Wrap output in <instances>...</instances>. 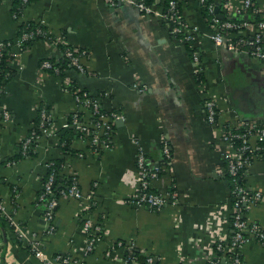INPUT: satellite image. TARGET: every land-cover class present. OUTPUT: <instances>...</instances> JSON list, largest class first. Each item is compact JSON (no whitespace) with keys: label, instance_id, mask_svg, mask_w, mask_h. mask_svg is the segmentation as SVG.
Wrapping results in <instances>:
<instances>
[{"label":"crops","instance_id":"1","mask_svg":"<svg viewBox=\"0 0 264 264\" xmlns=\"http://www.w3.org/2000/svg\"><path fill=\"white\" fill-rule=\"evenodd\" d=\"M255 1L264 5V0ZM12 3L0 1V40L16 41L22 20H39L52 32H64L86 53L84 71L69 67L58 74L42 70L41 62L63 58L59 44L40 37L10 50V75L0 94V195L12 217L41 239V251L33 253L29 243L12 239L10 228L0 229L4 264H63L56 257L68 253L75 259L68 264H124L127 249L119 241H134L155 253L161 264H203L199 257L219 227L227 229L223 219L233 209L227 142L222 127L207 120L205 99L218 100L221 123L264 122V60L215 43L199 0H180L184 18L201 29L195 44L198 62L190 43L175 35L162 16L164 2L148 12L106 0H32L19 19L13 16ZM232 4L240 7L241 0ZM70 83L87 89L103 108L122 112L115 121L113 145L97 154L88 137L75 134L67 136L69 149L64 148L62 133L68 128L63 127L58 134H42L33 152L22 155V140L36 127L41 107L58 127L76 110L92 119L91 108L78 105ZM4 108L9 119L3 117ZM165 140L172 154L168 164L162 151ZM139 144L149 163L165 162L152 185L161 191L174 187L176 204L153 209L129 200L138 186ZM60 158L62 173L77 176L82 192H93L95 203L87 209L83 197H60L54 230L44 233L50 221L44 217L47 203L40 202L39 192L47 162ZM246 183L264 193V155L249 166ZM247 215L264 228V197ZM88 216L102 226L89 251L83 225ZM243 254L246 264H264V239L251 238Z\"/></svg>","mask_w":264,"mask_h":264},{"label":"built area","instance_id":"2","mask_svg":"<svg viewBox=\"0 0 264 264\" xmlns=\"http://www.w3.org/2000/svg\"><path fill=\"white\" fill-rule=\"evenodd\" d=\"M1 1V0H0ZM28 1V0H25ZM110 4L116 5L119 2L130 3L142 11H152L153 5L161 0H106ZM202 5L208 8L210 15L208 19L213 26V31L210 33L211 38L217 44L227 45L231 49L245 51L251 56L264 60V20L258 22H251L249 20H232L223 19L226 14H234L241 10H254L264 11V5L255 0H241L240 7H234L232 0H225L221 7L217 8L215 0H199ZM167 6H164L162 16L167 19L171 25V31L179 36L184 41H188L193 47V59L195 62L199 61L200 49L195 45L201 29L198 24H191L188 22L180 10L178 0H168ZM223 12V16L220 15ZM227 12V13H226ZM34 30V29H33ZM37 33H43L44 37L54 44L66 43L67 46L63 50V54L68 59V63L79 71L85 70L82 58L86 50L79 48L69 42L65 34L53 33L52 31H43L41 27L36 28ZM34 34V31H25L16 39V41L0 40V71L2 69L3 51L6 45H18L23 48L25 39H28ZM55 34V35H53ZM42 70L54 71L59 73L62 70L61 65L57 60L45 58L41 62ZM68 83V82H67ZM71 84V83H70ZM70 84H65L69 89ZM3 89V84L0 83V94ZM74 93L79 106L90 107L93 113L98 115L95 121L87 120L83 115H79V110L73 112L71 117H64L60 127L55 125L53 116L44 106L41 107L39 113V121L35 128H32L30 133H27L22 140L21 150L25 155H29L37 145L42 134L55 135L58 134L61 128L74 127L80 137H88L91 142V149L93 152L99 154L102 150L107 149L113 145L114 125L117 119L123 117L119 110H110L105 112L101 110V103L99 99L93 96L85 88L74 87ZM205 107L207 110V120L216 125L221 126L223 130V139L227 142V150L225 159L227 162V171L233 175L234 186L231 188V197L233 198V209L231 217H224L223 222L227 223L226 228H220L216 231L213 239L208 243L207 251L201 258L203 264H246L243 254V246L251 238L262 241L264 239V228L256 221H250L247 215L248 209L261 201L264 193L260 189L250 188L245 183H237V175L241 170L243 173L248 171L249 166L253 163L254 159L258 156L264 155V122L255 119H237L235 123L220 121V109L218 100L213 97L205 99ZM3 117L10 118V112L4 108ZM239 140V143H237ZM137 153V167H138V186L134 194L129 200L138 205H146L153 209H161L167 204H176L178 202V194L174 189H167L166 191L151 190L150 186L152 180L160 175V163H149L144 147L139 144ZM163 155L166 164L171 163L172 154L169 143L165 140L163 143ZM83 155V152H80ZM54 163L53 160L47 162V172L50 166ZM56 180V172L52 170L43 184V191L39 194L40 201L46 200L47 210L44 217L50 221L45 228L44 233H50L54 230L52 219L54 217V208L59 203V196L51 195ZM60 197L65 195H73L82 198V206L90 208L91 204L95 203V195L93 192L83 193L80 186L78 177L70 180L66 187H61ZM49 195H51L49 197ZM0 208L3 211L8 210V204L0 195ZM12 222L15 224L14 229L11 231V236L20 239V242H27L30 245V250L33 253L41 251V239L34 235H29V226L20 221L15 220L12 216ZM84 229L88 237L86 242V250L89 251L94 248L95 242L98 239L96 232L102 226L95 222L91 216L84 219ZM2 243V235L0 233V245ZM119 244L124 245V241H119ZM134 241H129L125 246L129 250V254L123 257L124 264L129 262L139 264L135 254L136 248ZM5 246L0 247V264L1 259L6 251ZM126 250V251H127ZM149 261L154 260L153 256H149ZM61 263H69L72 260L70 254H59L56 257ZM4 264V263H3ZM184 264V263H183ZM186 264V263H185ZM194 264V262H193Z\"/></svg>","mask_w":264,"mask_h":264},{"label":"trees","instance_id":"3","mask_svg":"<svg viewBox=\"0 0 264 264\" xmlns=\"http://www.w3.org/2000/svg\"><path fill=\"white\" fill-rule=\"evenodd\" d=\"M31 1L32 0H28V1H25V0H12V2H13L12 3L13 16L15 18L19 19L21 17V15L23 14L24 10L26 9L27 5ZM146 1H151V0H146ZM167 1L168 0H161V1H158V2L159 3L164 2L165 6H167V3H168ZM211 1H213V0H211ZM215 1L218 3L217 4V8H218V7L222 6V4H223V2L225 0H215ZM178 5L180 6V0H178ZM203 8H204V12H205L206 16L208 17L210 15V13L208 11V8L205 5H203ZM180 10H181V7H180ZM223 19L249 20L251 22H258L260 20H264V11H258L257 12V11H254L252 9L247 10V11L241 10L240 12H237V13H234V14H231V15L230 14H226ZM20 27H21V35L25 31H31V30L34 31V34L31 37H29L28 39H25V41L23 43V48L25 46H27L28 44H30L33 40H35L37 38H40V37H42V38L44 37V34L42 32L41 33H37L35 31L36 28L41 27L43 29V31L44 30L48 31V25L42 23L39 20H22L21 23H20ZM53 33H58V32H53ZM62 34H65V33L63 32ZM53 35H55V34H53ZM3 40L7 42L10 39H3ZM186 42H188V41H186ZM59 45L61 46L62 50H65V48L67 46L66 43H59ZM188 46L190 48L191 55H193V51H194V49L196 47H193L191 44L188 45ZM11 48H12L11 45H6L4 47V49H2V51H3V60H2V69L0 71V83L1 84H3L9 78V75H10V73H9L10 71L8 69V67H9L8 66V60H9L10 55H11V53H10ZM51 59H53V58H51ZM57 61L62 67V70L58 74H64L66 72V69L71 66L68 63V59L65 57L64 54H63V58H60ZM50 70H51V72L55 73L54 71H52V69H50ZM71 86L75 87L76 85L71 84ZM101 110L105 111V112H109L110 111L108 109L103 108L102 105H101ZM78 112H79V115H81V116L83 115V110L82 111L80 110ZM39 113H40V110H39ZM97 118H98V115L95 114L94 117H92V120L95 121V119H97ZM39 119H40V117L38 118V121H39ZM114 129H115V125H114ZM30 131L28 133H30ZM114 133H115V131H114ZM75 134H76V136L78 135L77 130L74 127H70V128L66 129L62 133V138H63L62 140H64V139L66 140V143L64 144V148L69 149V147H68L69 146V144H68L69 139H68L67 136H72V135H75ZM237 143H239V140H237ZM21 146H22V143H21ZM20 152H21L22 155H25L22 152V150ZM32 152L33 151H31V153ZM22 155H20V156H22ZM53 161H54L53 165L50 166L49 169H48V172H46L45 179L48 177L49 173L52 170H54L56 172V180H55L54 187H53V193L51 195H57L60 198V192L59 191H60L61 187H66L68 185V183L70 182V180L74 176H72V175H67L66 176L64 173H62V170L64 169V167H63L64 158H60L58 160H53ZM160 165H161V168H162L161 171H160V175H161L163 173V167H164L163 165H165V162H162ZM246 173H243L240 170L239 173L237 175H235L237 177V183H243V184L245 183V185L248 186L247 183H246ZM228 177L230 179L231 188H232V186H234V184H235L234 183V179H233V175H231V173L228 172ZM45 179H44V181H45ZM150 189L151 190H157L152 184L150 186ZM173 189H175V188L173 187ZM42 191H43V187L40 189L39 194ZM51 195H49V197ZM45 201L46 200H43V201H40V202H45ZM12 215H13V213H12L11 210H7L5 212V211H3L0 208V229H6V228L9 229L10 228L11 231L14 229L15 224L12 222V218L10 217ZM230 217H231V215H230ZM22 223H24V222H22ZM24 224H26V223H24ZM98 232L95 233V234H97V236L99 235ZM14 238L18 242H20V239L18 237H17V239H16V237H13L12 239H14ZM127 244H128V242L125 241L124 245L126 246ZM28 246H30V245H28ZM126 253L129 254V250H127ZM133 254L136 255L139 264H161L160 261L158 260V258L156 257V254L151 252V251H147L146 249L142 250L141 248L136 246V248L133 251ZM149 256H153L154 260L149 261V259H148ZM3 263H4V258L1 259V264H3ZM63 264H68V263H63ZM128 264H133V263L129 262ZM206 264H209V263H206Z\"/></svg>","mask_w":264,"mask_h":264},{"label":"water","instance_id":"4","mask_svg":"<svg viewBox=\"0 0 264 264\" xmlns=\"http://www.w3.org/2000/svg\"><path fill=\"white\" fill-rule=\"evenodd\" d=\"M221 16H223L222 14H220ZM119 120V119H118ZM121 120V119H120Z\"/></svg>","mask_w":264,"mask_h":264}]
</instances>
